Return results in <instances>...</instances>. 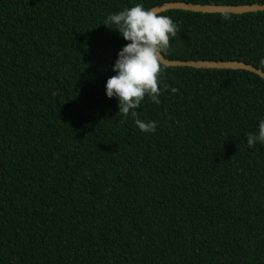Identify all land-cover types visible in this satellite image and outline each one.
Listing matches in <instances>:
<instances>
[{"label": "trees", "instance_id": "obj_1", "mask_svg": "<svg viewBox=\"0 0 264 264\" xmlns=\"http://www.w3.org/2000/svg\"><path fill=\"white\" fill-rule=\"evenodd\" d=\"M170 2L264 5L0 0V264H264V79L166 67L135 110L149 133L106 95L128 41L104 21ZM159 15L178 27L165 58L264 72V11Z\"/></svg>", "mask_w": 264, "mask_h": 264}, {"label": "clouds", "instance_id": "obj_2", "mask_svg": "<svg viewBox=\"0 0 264 264\" xmlns=\"http://www.w3.org/2000/svg\"><path fill=\"white\" fill-rule=\"evenodd\" d=\"M224 19L230 17L225 14ZM110 29L115 25L122 37L128 41L118 54L113 70L117 73L106 83L108 98L116 97L119 101L117 116L137 117L135 111L146 97L151 102L160 104V78L166 65L163 54L170 47V39L177 35L178 27L170 16L159 15L152 9H146L142 3L131 8L111 14L103 23ZM264 65V59L261 60ZM167 88V85H165ZM176 93L178 89L172 88ZM135 124L141 132H155L156 122H145L138 118ZM257 142L264 144V119L259 121L255 133H249L248 146L251 148Z\"/></svg>", "mask_w": 264, "mask_h": 264}, {"label": "water", "instance_id": "obj_3", "mask_svg": "<svg viewBox=\"0 0 264 264\" xmlns=\"http://www.w3.org/2000/svg\"><path fill=\"white\" fill-rule=\"evenodd\" d=\"M158 14L171 10H183L204 14H247L264 11V5H200L185 2H170L153 8ZM166 67H191L195 69H217V70H243L254 73L264 79V72L254 68L252 65L237 61H178L169 60L163 56Z\"/></svg>", "mask_w": 264, "mask_h": 264}]
</instances>
